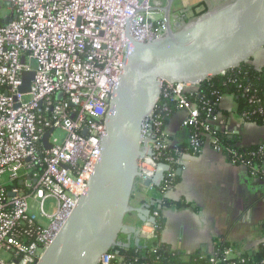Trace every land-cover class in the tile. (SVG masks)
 <instances>
[{"label":"built area","instance_id":"2783aa9c","mask_svg":"<svg viewBox=\"0 0 264 264\" xmlns=\"http://www.w3.org/2000/svg\"><path fill=\"white\" fill-rule=\"evenodd\" d=\"M153 3L0 0V180L8 177V185H0V264H37L77 206L100 158L113 91L123 68L131 64L128 38L148 44L165 33L163 16ZM31 72L29 92L23 94L22 76ZM161 87V98L185 113L182 126L202 128L206 136L204 142L190 137L191 152L208 144L222 154L212 134L214 116L200 122L190 100L199 86ZM160 128L155 111L142 125V144L153 152L138 163L135 189L142 193L155 188L143 184L153 178L170 144ZM49 131L46 148L43 137ZM169 172L165 179L173 178L171 168ZM249 174L264 180V171L252 169ZM46 205L54 208L51 215ZM152 206V216H161V206ZM139 233L144 240L158 238L149 224H142ZM241 255L232 247L224 251L227 261ZM121 261L108 253L100 264Z\"/></svg>","mask_w":264,"mask_h":264},{"label":"water","instance_id":"95a60500","mask_svg":"<svg viewBox=\"0 0 264 264\" xmlns=\"http://www.w3.org/2000/svg\"><path fill=\"white\" fill-rule=\"evenodd\" d=\"M173 1L154 9L165 25L159 40L139 44L128 38L131 64L123 68L111 97L100 158L77 206L37 264H100L111 250L127 249L132 238L143 248L146 240L126 218L135 215L152 226L156 221L148 205L136 208L132 199L138 163L153 157L142 144L141 130L161 100V83L200 86L248 64L264 49V0H225L178 26L172 23ZM33 78L32 72L23 74L21 93L29 92ZM50 134L43 137L46 148ZM169 170L158 164L144 187L159 188Z\"/></svg>","mask_w":264,"mask_h":264},{"label":"crops","instance_id":"0c3cea01","mask_svg":"<svg viewBox=\"0 0 264 264\" xmlns=\"http://www.w3.org/2000/svg\"><path fill=\"white\" fill-rule=\"evenodd\" d=\"M224 1L174 0L172 23L181 25L184 20ZM160 3L153 5L159 6ZM198 6L202 11L195 10ZM248 64L256 70L261 69L264 66V49ZM184 117L185 113L178 111L165 126V134L172 145L188 141V131L182 126ZM211 125L219 132L238 138L242 148L264 145V124L246 123L232 95H223L219 99ZM175 167L179 182L163 197L189 206L161 209L165 226L158 240L186 255L198 250H212L214 240H224L241 254L256 253L264 240V180L252 178L245 166L228 162L208 144L198 153L180 155ZM154 190L142 193L135 189L134 207L148 205L151 208L155 203L151 201ZM126 223L138 229L142 227L135 215L127 217Z\"/></svg>","mask_w":264,"mask_h":264},{"label":"trees","instance_id":"16d2710c","mask_svg":"<svg viewBox=\"0 0 264 264\" xmlns=\"http://www.w3.org/2000/svg\"><path fill=\"white\" fill-rule=\"evenodd\" d=\"M223 95L234 97L238 112L246 123L264 124V66L256 70L251 65L245 64L223 76L215 77L201 84L198 92L193 94L190 99L199 110L200 122L213 118L219 99ZM176 112H178L176 105L162 98L155 110V115L161 123V135L170 143L167 149L162 152L159 162L169 165L174 176L165 179L159 188H155L152 192L151 201L155 202L156 206H161V208L182 209L187 208L189 205L182 201H169L163 197V193L171 190L179 182L180 178L176 174L174 162L179 153L191 152L188 144L190 137L196 136L200 142H204L206 136L202 128L187 130V143L172 145L164 129L169 119ZM211 129L213 137L222 150V155L228 162L245 166L248 170L264 171V151L260 152L259 146L242 148L239 145L238 138L219 132L214 127ZM153 208V206L150 208L151 213H153ZM155 219L153 228L159 237L164 229L165 220L162 216ZM262 232L264 235V225L262 226ZM148 242V244L141 242V246H143L141 249L131 243L127 249L116 248L111 250L110 253L122 258L121 262H113L112 264H211V259L216 261L215 264H264V241L260 244L256 253L253 255L242 254L239 259L234 261L224 259V251L231 247L234 248L224 240H214L212 250H198L190 255L171 249L168 245L161 243L158 238Z\"/></svg>","mask_w":264,"mask_h":264},{"label":"rangeland","instance_id":"374dc122","mask_svg":"<svg viewBox=\"0 0 264 264\" xmlns=\"http://www.w3.org/2000/svg\"><path fill=\"white\" fill-rule=\"evenodd\" d=\"M155 4H159L160 2H162L163 0H153ZM200 7H196V11H202V8L199 9ZM25 101L27 100L26 98L24 99ZM54 136H58V134L56 133ZM0 185H8V177L7 176H3L0 180ZM45 211L47 214L51 215L54 212V208L50 207L49 205L45 206ZM124 239V238H123ZM142 243H146V241H142ZM149 243V242H148Z\"/></svg>","mask_w":264,"mask_h":264}]
</instances>
